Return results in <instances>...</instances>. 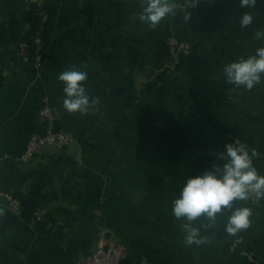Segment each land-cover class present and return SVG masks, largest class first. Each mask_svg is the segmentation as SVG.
<instances>
[{"label": "crops", "instance_id": "1", "mask_svg": "<svg viewBox=\"0 0 264 264\" xmlns=\"http://www.w3.org/2000/svg\"><path fill=\"white\" fill-rule=\"evenodd\" d=\"M194 1V4H187ZM33 7L47 15L37 66L15 52L31 29ZM183 13L150 29L138 20L143 0H0V264H80L96 239L121 244L122 264H264V200L235 201L252 210L250 225L224 231L230 210L214 222H192L206 239L185 245L182 220L171 212L186 179L210 168L229 142L256 149L264 173V82L252 90L225 82L224 64L264 46V0H178ZM253 23L241 29L239 17ZM189 45L178 58L167 40ZM75 65L98 105L86 113L63 109L58 75ZM48 106L76 142L29 164L17 156L48 125ZM82 139V140H81Z\"/></svg>", "mask_w": 264, "mask_h": 264}, {"label": "clouds", "instance_id": "2", "mask_svg": "<svg viewBox=\"0 0 264 264\" xmlns=\"http://www.w3.org/2000/svg\"><path fill=\"white\" fill-rule=\"evenodd\" d=\"M241 9H251L257 0H239ZM138 20L150 29H155L164 20L183 13V21H190L191 13L178 0H143ZM253 23L251 12L244 11L239 17L241 29ZM255 39H264V30L254 33ZM226 83L237 88L252 90L264 82V46L255 49L246 57L228 62L221 69ZM88 73L75 65L63 70L58 75L64 93L62 105L68 113H86L100 102L99 95H92L84 83ZM260 154L256 149L242 142H229L216 157L221 163L213 162L210 168L189 176L172 201L171 212L177 220H182L183 243L201 245L206 239L200 235V229L192 222L204 216L214 222L218 214L230 210L224 224V231L229 236L247 229L252 216L251 208L235 207V201L264 200V173H260L254 164Z\"/></svg>", "mask_w": 264, "mask_h": 264}, {"label": "built area", "instance_id": "3", "mask_svg": "<svg viewBox=\"0 0 264 264\" xmlns=\"http://www.w3.org/2000/svg\"><path fill=\"white\" fill-rule=\"evenodd\" d=\"M187 4H194V1H187ZM25 8L31 13V29L27 33V37L18 42L16 56L19 58H28L35 67L39 64L41 53L45 45V25L47 15L40 3L28 6L25 2ZM169 55L172 58L186 54L189 51V45L175 38L167 40ZM40 119L48 125L42 134H35L26 143L24 149L17 156L18 162L21 164H29L37 156L51 149H62L71 141L72 137L61 130H53L50 126L54 121L53 111L44 105L39 111ZM253 201H256L254 198ZM0 203L7 204L14 211L18 210V200L8 194H0ZM128 254L127 248L121 244L107 242L104 233H101L95 241V244L89 254L81 261L80 264H122ZM137 264H152L145 258H141Z\"/></svg>", "mask_w": 264, "mask_h": 264}, {"label": "water", "instance_id": "4", "mask_svg": "<svg viewBox=\"0 0 264 264\" xmlns=\"http://www.w3.org/2000/svg\"><path fill=\"white\" fill-rule=\"evenodd\" d=\"M76 142L75 141H71L68 145L69 148H73L75 146Z\"/></svg>", "mask_w": 264, "mask_h": 264}, {"label": "trees", "instance_id": "5", "mask_svg": "<svg viewBox=\"0 0 264 264\" xmlns=\"http://www.w3.org/2000/svg\"><path fill=\"white\" fill-rule=\"evenodd\" d=\"M82 140V139H81Z\"/></svg>", "mask_w": 264, "mask_h": 264}]
</instances>
